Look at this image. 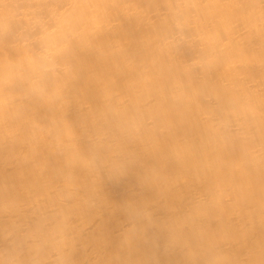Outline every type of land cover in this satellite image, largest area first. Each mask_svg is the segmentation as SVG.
Returning a JSON list of instances; mask_svg holds the SVG:
<instances>
[{
  "label": "clouds",
  "instance_id": "obj_1",
  "mask_svg": "<svg viewBox=\"0 0 264 264\" xmlns=\"http://www.w3.org/2000/svg\"><path fill=\"white\" fill-rule=\"evenodd\" d=\"M0 264H264V0H0Z\"/></svg>",
  "mask_w": 264,
  "mask_h": 264
},
{
  "label": "bare ground",
  "instance_id": "obj_2",
  "mask_svg": "<svg viewBox=\"0 0 264 264\" xmlns=\"http://www.w3.org/2000/svg\"><path fill=\"white\" fill-rule=\"evenodd\" d=\"M109 198L113 202V209L110 212H105L104 220V235L106 247H113L116 244V231L118 225L125 219L123 215V206L125 203L132 199L137 193L141 191L136 183L135 177L130 175L126 180L118 184H109L106 188ZM99 223V221H97ZM154 254L161 258L166 255L164 248H154L151 250L141 249L138 254ZM83 259V254L79 255Z\"/></svg>",
  "mask_w": 264,
  "mask_h": 264
}]
</instances>
